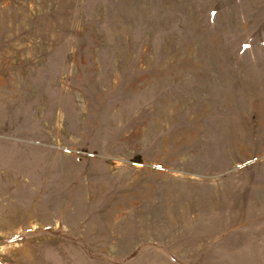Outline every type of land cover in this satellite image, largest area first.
Instances as JSON below:
<instances>
[{
  "label": "rangeland",
  "instance_id": "374dc122",
  "mask_svg": "<svg viewBox=\"0 0 264 264\" xmlns=\"http://www.w3.org/2000/svg\"><path fill=\"white\" fill-rule=\"evenodd\" d=\"M0 264H264V0H0Z\"/></svg>",
  "mask_w": 264,
  "mask_h": 264
}]
</instances>
